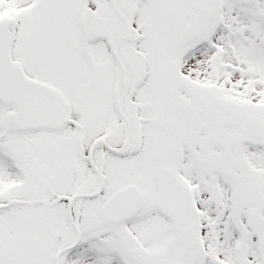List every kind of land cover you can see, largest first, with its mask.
<instances>
[{
  "label": "snow or ice",
  "instance_id": "snow-or-ice-1",
  "mask_svg": "<svg viewBox=\"0 0 264 264\" xmlns=\"http://www.w3.org/2000/svg\"><path fill=\"white\" fill-rule=\"evenodd\" d=\"M0 264H264V0H0Z\"/></svg>",
  "mask_w": 264,
  "mask_h": 264
}]
</instances>
